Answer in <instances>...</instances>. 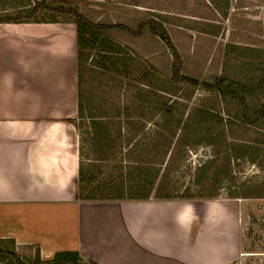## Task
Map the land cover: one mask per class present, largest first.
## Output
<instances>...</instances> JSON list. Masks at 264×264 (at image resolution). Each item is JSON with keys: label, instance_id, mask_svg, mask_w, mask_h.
I'll return each instance as SVG.
<instances>
[{"label": "crops", "instance_id": "crops-1", "mask_svg": "<svg viewBox=\"0 0 264 264\" xmlns=\"http://www.w3.org/2000/svg\"><path fill=\"white\" fill-rule=\"evenodd\" d=\"M77 63L73 21L0 22V240L26 260L264 264L249 246L264 199L79 198Z\"/></svg>", "mask_w": 264, "mask_h": 264}, {"label": "rangeland", "instance_id": "rangeland-1", "mask_svg": "<svg viewBox=\"0 0 264 264\" xmlns=\"http://www.w3.org/2000/svg\"><path fill=\"white\" fill-rule=\"evenodd\" d=\"M39 1L77 0H0V17L24 20L26 11L32 9ZM87 1L88 7L98 11L101 17L105 18L108 15L111 19L120 22L137 21L149 17L151 13L159 16L167 26L181 56L183 62L181 72L202 79L225 74L240 79L247 76L248 78L256 77L255 80L258 81L261 76H264V0ZM72 18V16L56 14L48 10L35 11L30 16L31 20L72 21ZM115 38L126 46L129 54L136 57L142 56L161 67V73L166 77L172 54L162 41L146 34L142 37H135L128 31L117 32ZM84 53L80 68L85 97L88 101L85 103V115L95 116L96 119L99 115L106 113L116 115L115 108L119 105L122 108L119 113L123 121L125 152L122 161H118L114 166L106 165L107 163L102 159L107 151L101 148L100 137L94 136V128L91 124L94 121L93 118H75L81 137L82 167L86 174H93L99 178L101 183H107L102 191L112 194L121 187L126 188L130 183H137L140 178L144 179L139 174L145 167L144 160L150 158L153 152L152 143L147 142L149 143L147 148L141 149L143 144L140 142L151 141L154 137L153 131L158 127L159 117L145 113L142 105H139L137 100L134 101L136 99H134V93L129 91L125 93L124 89H121L118 99L112 96L113 99L108 101L104 97V92H106L105 96H109L111 91H108L106 85L109 88L110 82H113L97 69L92 53L87 50ZM104 87L105 91H101L102 95L96 96L95 92ZM170 97L178 99L182 106H186V109L205 104L218 111L223 118L222 123L213 127V136H216L223 128V133L231 145L223 141L222 144L216 146L223 149L222 154L229 150L233 156L230 160L227 159L225 164L218 157L216 163L220 169L210 173V179H207L206 175H199V179L205 183L206 193L218 199L239 198L242 205L245 203L244 199H264V197L254 196L264 195V118L259 119L257 123L233 119L228 113H235L243 107L238 100H225L218 94H210L199 89L191 91L179 88L178 92ZM246 101L249 107L259 106L260 108L264 103V85L261 90H257L255 95L248 96ZM125 108L132 110L129 113L125 111ZM128 120L132 121V128L131 125L126 124ZM140 123H145L141 130L143 133L139 132L136 135V130L141 127ZM205 134L206 132H203L200 136L205 137ZM228 146H235L236 149H228ZM214 152L215 147L205 143L187 147L180 144L174 147L173 144L161 164L150 166L153 168L149 171L148 184L142 181L140 186L150 189L152 197L167 195L174 198L181 197L187 193V189L188 192H194L200 187L195 181L198 176L196 175L197 167L211 158ZM153 175H155L153 180H148L152 179ZM254 208L264 210V205L258 204ZM253 220L257 221V225L254 229L251 226L249 234L255 232V229L258 230H256L257 233L251 235L253 237L249 246L253 247L254 251L264 252V238L259 231V229H264V215L258 219L253 216ZM258 223H261L260 227ZM0 247L5 250L15 248L10 239L0 240ZM243 257H246L243 258L244 264L262 262L259 256ZM7 259L11 260L9 257ZM23 259L25 263L34 264L37 256L30 260ZM241 262L242 260L239 259L237 263L241 264ZM79 264L93 263L81 261Z\"/></svg>", "mask_w": 264, "mask_h": 264}, {"label": "trees", "instance_id": "trees-1", "mask_svg": "<svg viewBox=\"0 0 264 264\" xmlns=\"http://www.w3.org/2000/svg\"><path fill=\"white\" fill-rule=\"evenodd\" d=\"M87 0L77 1H39L34 7L25 13L24 20H17L13 17H0V22H19V21H31L35 11L48 10L56 14H65L66 16H72V21L76 25V45H77V62H78V117L82 119L93 118L92 123L94 128V136H99L101 139V148L107 151V154L102 158L107 163L106 165H113L118 161L121 162L124 155V134L122 131L123 121L120 119V111L122 108L116 107L114 114H104L98 117L85 115V89L83 85V79L81 74L80 62L84 59L85 51L91 52L95 66L97 69L106 75L110 81V87L106 85L109 96H105L108 101L114 98H119L121 89H124L125 93H134V101L142 105V109L145 113L156 115L159 117L158 127L153 131L151 141L139 142L143 144L141 149L147 148L150 142L152 143V154L150 158L144 160V168L142 173L139 174L144 177L135 184L130 183L125 187H121L118 191L109 194L104 193L102 190L107 186V183H101L99 178L93 174H86L82 167L81 160L79 162L78 172V195L82 200H111V199H145L150 196V189L146 186L141 187L143 183H147L150 169L153 165H159L167 157L171 146L174 144H180L181 146H195L205 143L211 147H215L213 156L204 163L197 167V182L200 185L194 192H188L181 197L186 199H202L212 198L210 194L206 193L205 183L202 179H199V175H206L207 179H210V173L217 172L220 166L216 163L218 157L224 161L230 160L233 153H223V149L216 146L217 144L226 143L231 145L227 137L223 133V128L220 132L213 136V127L222 123L223 118L214 108L207 105H197L186 109V106L181 104L178 99L171 98L175 95L179 88L186 90H203L210 94L220 95L223 99L238 100L243 107L236 110L235 113H228L233 119H239L241 122L257 123L261 118H264V103L261 107H249L247 104V97L255 95L258 89H262L264 85V76H261L260 80L256 81L255 78L245 77L244 79L234 78L225 74L216 75L213 78L202 79L192 74L181 72L183 62L181 56L176 49L175 44L170 36V32L167 26L161 21L160 17L154 14H150L149 17L139 19L137 21L120 22L119 20L111 19L108 15L103 18L98 11L88 7ZM98 16V17H97ZM128 31L135 37H142L145 34L149 37L158 38L162 41L171 51L172 61L166 77L161 73L162 69L157 64L142 56H133L129 54L126 46H124L119 40L115 38L117 32ZM157 52V51H156ZM88 53V54H89ZM80 73V74H79ZM98 89L95 92L96 96L102 95ZM112 94V95H111ZM133 97V95H132ZM101 98V97H99ZM132 109H126L129 112ZM229 112V111H228ZM127 113V114H129ZM130 118V117H129ZM231 120V119H230ZM233 121V120H232ZM74 123L77 125L76 120ZM233 123V122H232ZM127 125H131L132 121H126ZM140 128L137 129L136 135L139 132L143 133V126L145 123H140ZM78 128V126H77ZM145 128V127H144ZM79 130V128H78ZM205 133V137H201V133ZM80 134V131H79ZM81 139V137H80ZM130 140V139H129ZM218 141V142H217ZM129 143V142H128ZM236 146V145H235ZM235 146H228V149L235 150ZM241 146V145H239ZM141 147V146H140ZM238 147V146H237ZM146 154V151H144ZM158 158V159H157ZM153 175L148 180H153ZM141 181V182H140ZM255 197H264V195H254ZM250 197V196H245ZM155 198L171 199L170 196H155ZM11 243L14 241L10 239ZM11 258L8 260L7 258ZM0 258L7 259L13 264H28L25 263L14 249L5 250L0 247ZM81 257L77 251H58L49 260H39L34 264H79Z\"/></svg>", "mask_w": 264, "mask_h": 264}, {"label": "built area", "instance_id": "built-area-1", "mask_svg": "<svg viewBox=\"0 0 264 264\" xmlns=\"http://www.w3.org/2000/svg\"><path fill=\"white\" fill-rule=\"evenodd\" d=\"M234 264H239V263L236 262V263H234Z\"/></svg>", "mask_w": 264, "mask_h": 264}]
</instances>
